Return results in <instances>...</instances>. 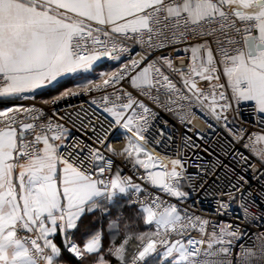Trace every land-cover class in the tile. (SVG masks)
Returning <instances> with one entry per match:
<instances>
[{"label": "snow or ice", "instance_id": "obj_1", "mask_svg": "<svg viewBox=\"0 0 264 264\" xmlns=\"http://www.w3.org/2000/svg\"><path fill=\"white\" fill-rule=\"evenodd\" d=\"M0 264H264V0H0Z\"/></svg>", "mask_w": 264, "mask_h": 264}, {"label": "built area", "instance_id": "obj_2", "mask_svg": "<svg viewBox=\"0 0 264 264\" xmlns=\"http://www.w3.org/2000/svg\"><path fill=\"white\" fill-rule=\"evenodd\" d=\"M89 97L87 96H80L77 98H74L70 101L71 104L76 105L79 107L80 105H83L85 109L89 108ZM160 119L161 120H168L169 121V128L168 131L172 132L173 134H179L183 132V128L176 122V120L164 113H160ZM192 127L194 129L193 132H189L188 135L191 136L192 142L194 145H197L198 147L194 148L193 150H190V155L192 156V159L189 161V168L188 172L190 174L196 173L197 169L195 167L196 163H203L204 165H210L211 163H215L217 159L224 161V163H229L230 158H226L221 153V145L218 143V141L222 140V135H214V130L208 129V124L205 122L204 119H201L199 116L193 119L192 121ZM254 131H259V129H253ZM201 132L204 133L203 137H198L195 133ZM207 148L208 151L204 152L203 149ZM199 155L203 157L202 160L197 161L196 155ZM219 171V170H218ZM188 204L192 206V210L196 211L198 214L202 216H210L214 209H215V203L211 197L205 198L203 193H200L199 195L193 194V197L191 200L188 201ZM235 210V206H234ZM231 216V213L229 214V217ZM225 217V219L229 218Z\"/></svg>", "mask_w": 264, "mask_h": 264}, {"label": "rangeland", "instance_id": "obj_3", "mask_svg": "<svg viewBox=\"0 0 264 264\" xmlns=\"http://www.w3.org/2000/svg\"><path fill=\"white\" fill-rule=\"evenodd\" d=\"M101 69H102V67H101ZM99 70H100V69H98L97 72L92 73V74L89 76V78H90V79H91V78H95V77L97 76Z\"/></svg>", "mask_w": 264, "mask_h": 264}, {"label": "trees", "instance_id": "obj_4", "mask_svg": "<svg viewBox=\"0 0 264 264\" xmlns=\"http://www.w3.org/2000/svg\"><path fill=\"white\" fill-rule=\"evenodd\" d=\"M101 67H102V69H104V68L107 67V66H106V65H102ZM100 69H101V68H100Z\"/></svg>", "mask_w": 264, "mask_h": 264}, {"label": "crops", "instance_id": "obj_5", "mask_svg": "<svg viewBox=\"0 0 264 264\" xmlns=\"http://www.w3.org/2000/svg\"><path fill=\"white\" fill-rule=\"evenodd\" d=\"M101 70H104V69H100L99 71H101ZM95 73V72H94ZM69 86H71V82H69Z\"/></svg>", "mask_w": 264, "mask_h": 264}]
</instances>
